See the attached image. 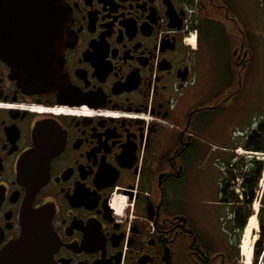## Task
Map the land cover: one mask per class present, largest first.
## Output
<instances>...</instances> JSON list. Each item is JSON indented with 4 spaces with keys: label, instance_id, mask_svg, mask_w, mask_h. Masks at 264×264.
Listing matches in <instances>:
<instances>
[{
    "label": "flooded vegetation",
    "instance_id": "1",
    "mask_svg": "<svg viewBox=\"0 0 264 264\" xmlns=\"http://www.w3.org/2000/svg\"><path fill=\"white\" fill-rule=\"evenodd\" d=\"M63 1L66 98L21 91L0 20V254L43 208L50 264H264V34L250 1ZM42 144L48 161L20 170ZM237 147L262 154L243 169ZM212 156L217 179L196 169Z\"/></svg>",
    "mask_w": 264,
    "mask_h": 264
},
{
    "label": "water",
    "instance_id": "2",
    "mask_svg": "<svg viewBox=\"0 0 264 264\" xmlns=\"http://www.w3.org/2000/svg\"><path fill=\"white\" fill-rule=\"evenodd\" d=\"M0 20L5 34L13 37V48L2 49L8 57L11 78L22 92L67 97L74 89L63 70L65 27L69 21L63 0H0ZM41 38V39H40ZM245 146L263 148L248 138ZM38 145L22 155L19 168L44 165L52 155ZM50 235L43 208L27 209L19 237L9 242L0 254V264H50Z\"/></svg>",
    "mask_w": 264,
    "mask_h": 264
},
{
    "label": "rangeland",
    "instance_id": "3",
    "mask_svg": "<svg viewBox=\"0 0 264 264\" xmlns=\"http://www.w3.org/2000/svg\"><path fill=\"white\" fill-rule=\"evenodd\" d=\"M250 1V7L255 12L258 20H259V27L260 31L264 34V0H249ZM246 7V5H245ZM220 159L216 156H212L208 160H204V158H201L196 163V169H200L204 167V172L207 173V175L211 178L217 179L221 175V171L219 170ZM215 211H218L220 214H223L225 211V206L222 204H219L216 206ZM253 233V230L251 234ZM250 234V233H249Z\"/></svg>",
    "mask_w": 264,
    "mask_h": 264
},
{
    "label": "built area",
    "instance_id": "4",
    "mask_svg": "<svg viewBox=\"0 0 264 264\" xmlns=\"http://www.w3.org/2000/svg\"><path fill=\"white\" fill-rule=\"evenodd\" d=\"M236 157H234L231 161H235L236 159H242L244 162L243 169L249 166V160H251V156L254 154L256 156L261 155L262 153L255 150H250L248 148L237 147ZM233 183V190L235 195H237L238 199H242V195L244 194L246 188L244 186V178L241 176H236Z\"/></svg>",
    "mask_w": 264,
    "mask_h": 264
},
{
    "label": "bare ground",
    "instance_id": "5",
    "mask_svg": "<svg viewBox=\"0 0 264 264\" xmlns=\"http://www.w3.org/2000/svg\"><path fill=\"white\" fill-rule=\"evenodd\" d=\"M254 225H255L254 218L251 217V218L249 219L247 225L245 226V234H246V235H247L248 232H249V228H250L251 226H254Z\"/></svg>",
    "mask_w": 264,
    "mask_h": 264
}]
</instances>
